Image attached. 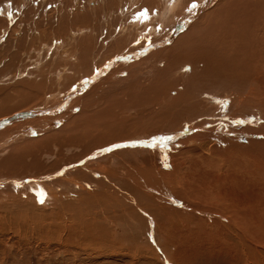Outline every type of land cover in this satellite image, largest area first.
<instances>
[{"label":"bare ground","instance_id":"obj_1","mask_svg":"<svg viewBox=\"0 0 264 264\" xmlns=\"http://www.w3.org/2000/svg\"><path fill=\"white\" fill-rule=\"evenodd\" d=\"M192 2L0 0L1 230L264 264V0Z\"/></svg>","mask_w":264,"mask_h":264},{"label":"rangeland","instance_id":"obj_2","mask_svg":"<svg viewBox=\"0 0 264 264\" xmlns=\"http://www.w3.org/2000/svg\"><path fill=\"white\" fill-rule=\"evenodd\" d=\"M188 26L189 25H187L186 28ZM153 29L156 30V27L155 28L151 27V30ZM167 41L170 42V39ZM167 41H164L163 44L161 42L160 46L164 44H165L164 46L170 44ZM152 42L155 43L156 41L153 40ZM160 46L158 48H161ZM148 47L146 48L148 49ZM154 48H156V46ZM242 49H243V53L241 52L242 51L241 49H239L240 51L233 50L234 53H238L240 55L241 59L240 60L238 58L236 59L238 60V63L241 62L242 58L244 57L243 55L244 48ZM249 54L250 53H248V55ZM226 66H224L223 64L221 65L220 70L222 72V80L216 83V85L221 89L225 87V84H224L225 77L227 78V76L230 75L229 70L228 68H226ZM111 69L112 67L110 68V70ZM108 70L107 72H104L102 76L106 75L110 71ZM256 72L261 77V79L264 80V73L260 70H256ZM94 78L95 80H101L100 77L98 76H95ZM224 93L222 94V96L224 95ZM226 95L227 94H225L224 96ZM230 97L233 99L231 94H230ZM67 103H69V101H67ZM15 111H16V114H20L21 117L18 119H14L12 121L14 124L24 123V121L29 120V117L31 116V115L25 114V110L23 108L15 110ZM8 118L9 117L7 116L6 118L4 117L3 119L5 120ZM6 126H4L3 128H5ZM30 134L31 132L29 128V130L21 132L20 134L15 135L14 137L16 136L17 137H22V136L28 137ZM11 141H13V139H11ZM177 152L178 150L176 149H173L171 151L169 150L166 152V156H167L166 158L169 159L170 163L175 161L176 159L178 160ZM155 154L162 157L161 158L162 162L164 161L163 159L164 156L160 154V152H156ZM48 156H53V154L51 153ZM52 158L54 159L55 157H51V158L49 157V158L43 159L42 163L47 162L46 160L51 161L53 160ZM178 200L182 202L183 205H185L186 201L184 199L179 198ZM171 202L172 200H168V201H165L164 203L172 206L173 208H178V210L185 209V207L183 206L179 207V204L176 201L175 203L173 202L171 203ZM79 204L85 205V203H79ZM114 225H115V235L117 236L116 240L119 241V244L117 247H113L111 249H104V250H100L98 248L94 249L95 245L85 246L81 242V239L78 237H75V240L66 239L62 231L60 233L57 232V234H55L56 237L54 236V234L48 236L47 235L48 233H46L48 237L47 236L45 237V235L41 237L40 235L37 236V235H34L35 233H31V232L30 233L28 232V234L25 237H23L24 235L22 233H19V235H17V233H13L11 229H9L8 227H5V230L0 229V264H152L145 258V255H144L145 253H141L140 251H137L136 241H135V245L133 242H132L133 244L130 243V241H134V236H133L134 233H131L133 231V228H131L130 224H128V227H126L125 225L126 228L123 227L124 226L123 222L115 223ZM64 232L67 233L66 230H64ZM92 233H95V232H91L90 237L93 235ZM148 235H149L148 238L153 239V237L155 236V232L149 230ZM156 242L157 241L154 240V242H151V244L155 246L154 249L156 252H158L157 254L160 257V261H158L157 264H161L162 262L163 264H178L179 262H180L179 264H211V263L212 264H224L220 259L216 258L217 256L210 257V256H207L206 254H204L206 256L197 255L195 259H192L193 261L189 260V258L186 259L184 257H181V259L179 260L169 259L164 255V253L159 248V246H157ZM153 264H156V263H153Z\"/></svg>","mask_w":264,"mask_h":264},{"label":"snow or ice","instance_id":"obj_3","mask_svg":"<svg viewBox=\"0 0 264 264\" xmlns=\"http://www.w3.org/2000/svg\"><path fill=\"white\" fill-rule=\"evenodd\" d=\"M173 2H174V0H173ZM198 7H199V4L197 3V0H193V2L187 7L186 11L191 14V13H194V10H196ZM0 14H2V13H0ZM8 15H9V18H11L12 13H9ZM148 19H150L149 10L148 9H143V10L138 12L133 17V22L139 20L141 23H144ZM157 31H159V28L157 29ZM137 43H139V41H137ZM148 46L149 47L151 46V42L150 41H149V45ZM105 67H108V65H105ZM96 74L97 75H102L103 72L98 70ZM84 83H87V81H85ZM73 90L75 91V89H73ZM245 122L246 121H244V120L233 121V123H237V124H243ZM247 122L251 123L252 121L249 120ZM171 139H172L171 137L153 138V140L151 141V144L150 145H146V146H152V147H157V146H160V145H165L166 146V142L168 140H171ZM125 146H127V145L117 144V145H113L111 148L104 149L103 151H112L114 148L125 147ZM62 174L63 173H58V175H62ZM39 202L43 203L44 202L43 198H40Z\"/></svg>","mask_w":264,"mask_h":264}]
</instances>
